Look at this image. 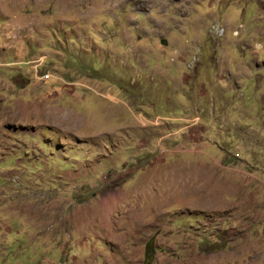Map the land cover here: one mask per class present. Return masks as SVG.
<instances>
[{"label": "rangeland", "instance_id": "rangeland-1", "mask_svg": "<svg viewBox=\"0 0 264 264\" xmlns=\"http://www.w3.org/2000/svg\"><path fill=\"white\" fill-rule=\"evenodd\" d=\"M0 264H264V0H0Z\"/></svg>", "mask_w": 264, "mask_h": 264}]
</instances>
